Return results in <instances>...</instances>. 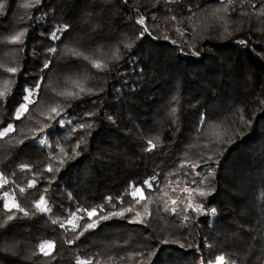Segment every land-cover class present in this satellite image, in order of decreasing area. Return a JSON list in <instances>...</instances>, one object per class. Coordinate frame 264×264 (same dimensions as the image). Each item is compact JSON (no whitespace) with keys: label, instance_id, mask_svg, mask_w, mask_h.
I'll use <instances>...</instances> for the list:
<instances>
[{"label":"trees","instance_id":"1","mask_svg":"<svg viewBox=\"0 0 264 264\" xmlns=\"http://www.w3.org/2000/svg\"><path fill=\"white\" fill-rule=\"evenodd\" d=\"M9 125L0 264H264V0H0Z\"/></svg>","mask_w":264,"mask_h":264},{"label":"rangeland","instance_id":"2","mask_svg":"<svg viewBox=\"0 0 264 264\" xmlns=\"http://www.w3.org/2000/svg\"><path fill=\"white\" fill-rule=\"evenodd\" d=\"M21 109H23V108H21ZM10 129H11V125L7 126L3 130H0V137L3 136ZM137 192H138V190H137ZM7 204L10 205V202L8 201ZM46 251H48V248L46 249ZM209 264H232V260H227V259L219 258L216 262L209 263Z\"/></svg>","mask_w":264,"mask_h":264}]
</instances>
